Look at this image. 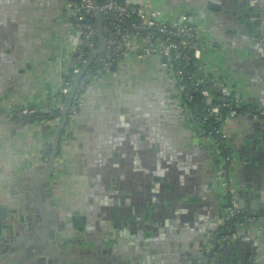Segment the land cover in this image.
Here are the masks:
<instances>
[{"label": "crops", "instance_id": "crops-1", "mask_svg": "<svg viewBox=\"0 0 264 264\" xmlns=\"http://www.w3.org/2000/svg\"><path fill=\"white\" fill-rule=\"evenodd\" d=\"M146 3L203 29L199 79L214 98L243 101L246 111L223 125L232 162L220 177L198 123L169 103L177 81L164 59L129 60L89 90L71 142L60 143L50 212L72 211L51 230L75 236L83 216L88 246L97 259L112 253V264H264V0ZM65 9L64 0H0V208L35 185L60 125L5 121H20L24 107H56L62 79L81 70ZM230 198L259 219L221 241ZM35 225L45 231L42 215Z\"/></svg>", "mask_w": 264, "mask_h": 264}, {"label": "built area", "instance_id": "built-area-1", "mask_svg": "<svg viewBox=\"0 0 264 264\" xmlns=\"http://www.w3.org/2000/svg\"><path fill=\"white\" fill-rule=\"evenodd\" d=\"M64 1L68 33L78 35V69H82L100 46L96 5L94 0ZM98 8L103 18L105 47L94 58V65L89 69L110 70L129 60H141L149 56L164 59L166 71L177 81L175 97L168 101L175 102L183 116L198 123L197 130L202 132L205 145L215 157L218 174L223 177L232 162L227 151L228 135L223 125L227 120L245 112L246 108L243 101L235 96H229L224 102H215L211 90L199 79L200 64L208 46V38L203 29L183 18L167 17L163 12L148 7L146 0H98ZM89 69L83 74L72 98L67 115L69 121L62 134V144L68 141L84 98L94 86L87 83ZM75 77L74 74L73 77L62 79L56 104L60 110L65 108L66 103L63 100L69 96ZM191 103L202 105L204 114L196 113ZM47 112H50V109L24 107L16 112L15 116L19 120H26ZM210 118L212 124L209 123ZM221 183L226 185V178ZM228 202L221 222V241L231 240L241 226L259 219L258 215L243 211L236 198H230Z\"/></svg>", "mask_w": 264, "mask_h": 264}, {"label": "water", "instance_id": "water-1", "mask_svg": "<svg viewBox=\"0 0 264 264\" xmlns=\"http://www.w3.org/2000/svg\"><path fill=\"white\" fill-rule=\"evenodd\" d=\"M94 2L98 18L100 46L89 57L88 61L75 77L74 86L69 93L65 108L61 111L63 119L60 122L58 131L53 134L51 154L49 157L46 155L42 156L44 163L38 167L41 173L37 176L35 185L33 187L32 185L24 187L20 195L19 191L14 190L16 196L0 208V264H80L78 260H75L76 257L72 255V252L80 251L82 242L80 241L79 243L75 238L66 237L65 235L52 231L49 223H51L54 214L48 215V210H53V206L55 209L54 196L52 194L55 185L50 178L54 174L53 169L60 148L62 128L66 123L72 98L83 74L89 68L92 60L105 47V36L102 30L103 18L98 8V0H94ZM247 25L250 30L251 23L247 22ZM112 69L115 70L116 68L113 67ZM219 101L224 102L226 98H221ZM169 103L174 104L175 102ZM181 116L185 117L183 115ZM5 122L21 126L26 124L25 120H6ZM46 157H48L47 160L45 159ZM240 207L242 208L241 205ZM40 215L43 216V221L45 222V231L41 230L38 233L35 223L36 219L40 218ZM79 219L77 218V221ZM218 248L219 246L216 244L210 252H207V259ZM89 249L90 252L93 251V254H100L99 250H94L91 247ZM16 257H19L21 262L16 261Z\"/></svg>", "mask_w": 264, "mask_h": 264}, {"label": "flooded vegetation", "instance_id": "flooded-vegetation-1", "mask_svg": "<svg viewBox=\"0 0 264 264\" xmlns=\"http://www.w3.org/2000/svg\"><path fill=\"white\" fill-rule=\"evenodd\" d=\"M99 80H101V79H99ZM114 95H116V94H114ZM61 139H62V134H61ZM69 139H70V142H71V139L72 138H69ZM61 141L62 140H60V142ZM53 208H54V206H53ZM50 211H51V209L48 210V214L51 215V212ZM59 211L61 213L60 214L61 216H59ZM71 211H70V208L69 209L62 208L61 210L57 209L55 211L54 217L51 219V221L54 219L53 221L56 220L57 221L56 223L59 224L60 217L62 218V214L64 215L66 213L67 216H70ZM75 213H77V210H75L74 214ZM74 214H72V215L74 216ZM77 218H80V219L77 221ZM70 221L72 222V220H70ZM110 223H111V226H113V222L111 221ZM72 224H76L78 226V228H79V229L78 228L76 229V234H75V236H72V238H75L76 241L79 242V243H80V241L82 242L81 243L82 244L81 245L82 248L80 249V251H78V252L73 251L72 252V255H75V257H76L75 260H78L80 262V264H92V263L93 264H107V263L108 264H112V263H114L116 261L115 260L116 259L115 256L112 253H110V252H108L105 256L103 255V258L104 259L102 257L97 259V257H99L100 254H97V253L96 254H93V251L90 252V249H89V246H88V240L89 239H88V234H87L88 233L87 232L88 227L85 225L86 223L84 221L83 216L78 215L75 218L74 222H72ZM86 227H87V229H86ZM37 231H38V233H40V230H37ZM84 232H85V234H84ZM61 234L64 235V233H61ZM38 237H39V234H38ZM99 253H100V251H99ZM70 257L72 258V256H70ZM16 261H20L21 262V260H20L19 257H16ZM105 261H106V263H105ZM55 263H57V261H55Z\"/></svg>", "mask_w": 264, "mask_h": 264}, {"label": "trees", "instance_id": "trees-1", "mask_svg": "<svg viewBox=\"0 0 264 264\" xmlns=\"http://www.w3.org/2000/svg\"><path fill=\"white\" fill-rule=\"evenodd\" d=\"M93 65H94V61L92 60L89 68L91 69V67ZM117 67L118 66H115L114 68L117 69ZM107 71H108V69L102 70L100 68H93L92 70L88 71V72H90V75H89V79H88L87 83L88 84L95 85L99 79H102L103 78V76L106 74ZM73 76H74V74L66 75L64 78L73 77ZM67 100H68V96L64 98V100H63L64 103H66ZM214 101L215 102H219V100L217 98H215ZM191 107L199 115H203L204 114V111L202 109V105H198V103L197 104L191 103ZM61 111L62 110H60L59 108L54 107V108L50 109V112H47L46 114L40 115V117H38V116H32L30 118H27L25 120V122L26 123H31V122L37 121L39 119H44L46 121L48 120V122L49 121L51 122V121H54V120L58 119L61 122L62 119H63V115L61 114ZM224 114H226V112H224ZM68 121L69 120H66V123H65V125L62 128V133L61 134H63V131L65 130V126L67 125ZM209 123L212 124V119L211 118L209 119ZM47 145H48V148H47V150L45 152V155L49 157L50 154H51L52 145H50V143H48Z\"/></svg>", "mask_w": 264, "mask_h": 264}, {"label": "rangeland", "instance_id": "rangeland-1", "mask_svg": "<svg viewBox=\"0 0 264 264\" xmlns=\"http://www.w3.org/2000/svg\"><path fill=\"white\" fill-rule=\"evenodd\" d=\"M138 2L140 1V0H137ZM69 40H71V39H69ZM119 69V68H118ZM114 94H115V92H114ZM58 122V121H57Z\"/></svg>", "mask_w": 264, "mask_h": 264}]
</instances>
